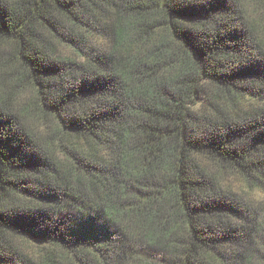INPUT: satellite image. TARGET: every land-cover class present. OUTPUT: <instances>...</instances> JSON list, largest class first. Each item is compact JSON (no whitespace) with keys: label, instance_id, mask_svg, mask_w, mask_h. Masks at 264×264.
Instances as JSON below:
<instances>
[{"label":"trees","instance_id":"obj_1","mask_svg":"<svg viewBox=\"0 0 264 264\" xmlns=\"http://www.w3.org/2000/svg\"><path fill=\"white\" fill-rule=\"evenodd\" d=\"M0 264H264V0H0Z\"/></svg>","mask_w":264,"mask_h":264},{"label":"rangeland","instance_id":"obj_2","mask_svg":"<svg viewBox=\"0 0 264 264\" xmlns=\"http://www.w3.org/2000/svg\"><path fill=\"white\" fill-rule=\"evenodd\" d=\"M224 181L236 191L243 190L244 186L242 185L241 181L237 179L235 176H227ZM253 197L255 199H259L261 194L258 192H253Z\"/></svg>","mask_w":264,"mask_h":264}]
</instances>
